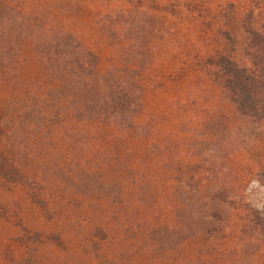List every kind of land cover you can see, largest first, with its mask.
I'll use <instances>...</instances> for the list:
<instances>
[{
	"label": "rangeland",
	"instance_id": "374dc122",
	"mask_svg": "<svg viewBox=\"0 0 264 264\" xmlns=\"http://www.w3.org/2000/svg\"><path fill=\"white\" fill-rule=\"evenodd\" d=\"M174 1L104 28L130 0H0V264H264V122L241 116L209 65L251 66L238 21L252 11L262 28L264 0ZM59 30L100 77L65 78ZM114 85L133 100L122 111ZM50 89L71 114L25 123Z\"/></svg>",
	"mask_w": 264,
	"mask_h": 264
},
{
	"label": "trees",
	"instance_id": "16d2710c",
	"mask_svg": "<svg viewBox=\"0 0 264 264\" xmlns=\"http://www.w3.org/2000/svg\"><path fill=\"white\" fill-rule=\"evenodd\" d=\"M148 0H130L128 8L121 10L117 15L108 14L103 18L104 28L117 19L120 25L140 24L149 19L148 12L144 4ZM178 6L191 9L195 2H178ZM114 16V17H113ZM254 13L251 11L244 21H238L242 32L246 35L244 51L251 66H244L235 61L229 55H222L217 62H210L209 65H218L215 69V77L223 90L227 93L230 100L237 105L238 111L243 117L264 122V26L256 27L253 22ZM115 22V21H113ZM56 45L52 44L54 57L59 56L65 61L67 67L73 70L70 76L65 78L78 77V73L87 72L91 75L99 76L97 69L98 58L95 54L88 51L82 43L71 33L59 30L56 35ZM36 49L43 56V52L38 48V44L33 42ZM53 58L41 57V62L47 70V77L52 84L62 83L64 79L60 75L58 67L53 65ZM77 71L75 73V71ZM56 90L50 89L44 98H31L23 108L22 116L25 123L32 125L33 120H28L30 116L37 114L40 124H44L48 117L53 119L68 116L72 110L56 101L54 96ZM111 100L115 110L122 111L126 105L132 103V97L124 87L114 85L111 93ZM26 117V118H25ZM38 123V122H36ZM264 182V173L261 175Z\"/></svg>",
	"mask_w": 264,
	"mask_h": 264
}]
</instances>
